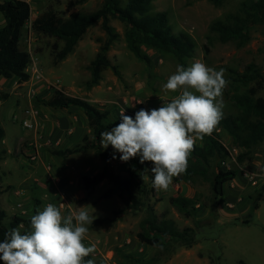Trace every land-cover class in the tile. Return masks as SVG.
Instances as JSON below:
<instances>
[{
	"label": "rangeland",
	"instance_id": "rangeland-1",
	"mask_svg": "<svg viewBox=\"0 0 264 264\" xmlns=\"http://www.w3.org/2000/svg\"><path fill=\"white\" fill-rule=\"evenodd\" d=\"M27 1L31 5V21L49 9L67 19L72 13L94 12L103 4V0H89L72 8V0ZM252 1L225 0L215 6L210 0H154L152 12L166 13L173 32L187 33L196 43L194 57L184 63L148 46L141 47L145 58L137 57L126 41L128 25L111 18L110 25L118 38L108 56L121 76L109 68L100 85L91 90L86 86L91 78L90 65L101 41L107 39L102 21L88 30L75 51L62 62L56 61V55L65 42L37 32L31 22L27 23L20 47L31 54L30 80L22 83L16 78H0V125L6 132L0 141V208L7 214L4 223L9 225L19 219L22 224L18 229L22 231L25 221L52 203L64 216L84 210L94 218L93 224L86 225L88 232L83 243L95 245V252L88 256L95 264H264V144L246 154L248 150L220 128L219 122L213 132L219 135L230 156L213 158L206 175L185 180L182 173L173 178L167 190L155 188L147 204L160 217L174 220L178 229L192 228L196 238L192 248L179 245L166 258V251L140 241V223L148 215L146 207L122 212L125 203L119 194L104 196L112 187L107 180L92 190L85 188L83 177H93L104 167L95 150L59 154L97 141L84 110L47 105L60 90L108 111L111 122L120 119L122 109L125 115L135 118L140 109L159 108L178 95L163 89L178 65L187 68L200 61L217 71L224 69L228 83L222 93L223 118L238 116L240 111L233 97L249 87L231 79L235 72L243 74L250 65L264 76V23L253 28L251 43L242 49L221 43L211 27L216 20L239 13L243 3ZM3 25L5 19L0 12V26ZM258 97L264 98V87ZM25 121L33 123L34 128L26 129ZM201 143L199 139L195 142ZM104 149L115 156L117 172L127 177L129 161H121V154L111 145ZM143 164L151 171V162ZM219 168L238 172L235 180L225 184L224 201L220 203L214 189ZM145 180L148 182V177ZM178 195L190 197L197 204L193 217L186 218L171 204L170 199ZM157 255L160 261L152 262Z\"/></svg>",
	"mask_w": 264,
	"mask_h": 264
},
{
	"label": "trees",
	"instance_id": "trees-1",
	"mask_svg": "<svg viewBox=\"0 0 264 264\" xmlns=\"http://www.w3.org/2000/svg\"><path fill=\"white\" fill-rule=\"evenodd\" d=\"M88 1L72 0L69 5L73 8ZM153 1L128 0L124 3L123 0H103L102 7L94 12L72 13L69 18L65 19L60 17L54 9H49L31 21L32 10L27 0H3L0 2V12L4 16L5 25L0 26V78H16L22 83L30 80L28 67L32 59L31 54L20 47L23 30L29 22L32 23L33 30L65 42L64 47L56 55V61L62 62L75 51L79 41L88 30L102 21L107 39L101 41L97 56L90 65L91 78L86 82L89 90L100 85L104 71L109 68L117 76H121L118 67L112 64L108 56L112 45L118 38L110 25L111 18H117L128 25L129 29L126 32L128 47L141 59L145 58L142 55V46L170 54L181 63L194 57L196 43L193 38L187 33L176 35L169 24L166 13L152 12ZM210 1L215 6H221L225 0ZM263 23L264 0H253L250 3H243L239 13H229L222 19L216 20L211 31L217 35L221 43H231L236 48L242 49L251 43L253 28ZM231 80L237 85L249 88L246 92L233 97L240 114L236 117L223 118L220 121V128L226 130L240 147L247 149L246 154H250L252 149L264 144V98L258 97L259 91L264 87V76L260 74L255 65H250L243 74L235 72ZM252 84L255 85L251 87ZM47 105L56 109L77 107L84 110L97 141L88 142L74 150L61 151L59 154L67 155L91 149L97 152L104 162V167L93 177H83L84 186L87 190H92L107 180L112 187L104 196L119 194L125 203V209L121 210L122 212L125 210L137 212L146 207L148 215L140 223L139 238L142 243L166 251V258L174 254L175 248L179 245L192 248L196 244L195 232L192 228L178 229L174 220L160 217L155 208L147 204L146 200L155 192L153 174L146 169L144 164L140 163L139 156L129 160L127 177L117 172L116 158L102 147L100 133L115 127L120 123V119L111 122L108 120V111H102L98 106L84 99L69 96L60 90L55 92ZM5 136V129L0 125V141ZM201 142V145H194L188 158L187 168L183 172L185 180H190L195 175H206L213 158L219 156L226 159L230 156V152L215 132L205 135ZM237 176V171L218 169L215 174L214 189L219 203L224 201L225 184L232 182ZM145 177H148V182ZM175 180L179 181L178 178ZM2 194L3 192L0 191V199ZM170 202L186 218L193 217L197 210V204L185 195L172 197ZM6 218V212L0 208V242L3 241L6 232L19 228L22 224L19 219H15L6 225L4 223ZM30 220L31 218L23 224L22 234L31 231ZM88 259L91 258L85 257V261ZM159 261V255L152 260V262ZM139 263L149 264L143 261ZM0 264H3L2 260Z\"/></svg>",
	"mask_w": 264,
	"mask_h": 264
},
{
	"label": "clouds",
	"instance_id": "clouds-1",
	"mask_svg": "<svg viewBox=\"0 0 264 264\" xmlns=\"http://www.w3.org/2000/svg\"><path fill=\"white\" fill-rule=\"evenodd\" d=\"M224 69L219 71L200 61L185 68L178 65L163 89L178 93L161 107L140 109L135 118L120 112V123L100 133L102 147L119 152L121 161L139 156L153 167V187L167 190L174 177L185 172L197 139L211 135L223 118L222 93L227 86ZM94 218L80 210L64 216L49 203L31 216V231L18 228L5 233L0 242L3 264H95L85 257L95 245L85 246L86 225ZM75 221V224L73 223Z\"/></svg>",
	"mask_w": 264,
	"mask_h": 264
},
{
	"label": "built area",
	"instance_id": "built-area-1",
	"mask_svg": "<svg viewBox=\"0 0 264 264\" xmlns=\"http://www.w3.org/2000/svg\"><path fill=\"white\" fill-rule=\"evenodd\" d=\"M24 127L26 128V129H33L34 128V125H33V123H31V122H29V121H25L24 122ZM245 176L247 177V178H251V175L250 174H248V173H245Z\"/></svg>",
	"mask_w": 264,
	"mask_h": 264
}]
</instances>
